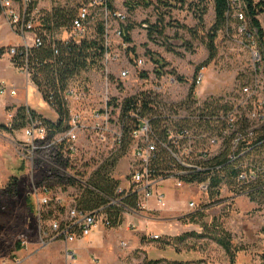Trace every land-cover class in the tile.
Here are the masks:
<instances>
[{
	"label": "rangeland",
	"instance_id": "obj_1",
	"mask_svg": "<svg viewBox=\"0 0 264 264\" xmlns=\"http://www.w3.org/2000/svg\"><path fill=\"white\" fill-rule=\"evenodd\" d=\"M17 9L21 10L23 0H11ZM139 2L142 0H132ZM148 6H140L130 12L125 5V0H112L113 12L125 17L124 22L106 18L100 9H89V21L86 24V38L96 37V24L105 23L108 49L119 57L118 64H108L102 70H92L72 82L68 88L77 90L82 94V102L70 104L71 111L99 108L102 95L108 91L114 93L112 87L107 85L105 70L110 78H117L121 69H129L131 77L125 80L121 89L124 96L134 95L149 86L151 76L141 77V71H151L152 65L146 63L143 69L135 68V61L139 58L162 61L165 71L172 72L175 76L186 79L191 83L195 73L204 68V82L197 92L200 99L222 97L230 91H238L239 87L249 83L256 77L262 83L261 95H264V68L255 73L254 53L264 52L257 41L256 32L250 30L248 23L240 18L243 4L232 6L228 14L226 26L219 31L214 42L216 52L209 59L206 41L203 42V31L198 29L200 15L197 6L200 0H148ZM263 2L264 0H253ZM87 0H39L37 9L40 17L63 11L76 15ZM207 12L203 17L204 31H209L214 25L213 4L208 0ZM163 20L164 36L155 35L148 38L147 25H155L159 19ZM241 21V24L238 23ZM264 32V14L259 17ZM133 27L130 32L131 43L126 44L123 36L118 38L116 33L123 28ZM192 29L196 34L193 38L187 31ZM63 33L56 34L60 39ZM17 34V33H16ZM33 38V37H32ZM21 43V38L14 35L3 12L0 10V41ZM125 44V48L121 45ZM130 49H134L132 52ZM7 58L0 59V76L8 82L13 81L19 87H24L25 76L18 70L7 68L10 65ZM104 71V72H103ZM111 81V79H109ZM28 82L27 93L15 97L0 98V253L6 254L17 246L26 248L29 239L39 235L38 246L50 245L41 236V231L47 229L50 220L41 221L36 212L35 201L32 197L34 190L48 187L54 194L64 198L63 214L74 207V199L79 194V188L68 184L72 177V170L56 157L55 153L38 154L33 160L26 146L23 130L26 127V116L34 112L45 122L56 125L59 117L55 109L44 102L38 90L34 89L31 79ZM141 83L142 86H140ZM35 87V86H34ZM184 88V89H182ZM174 99L179 98L186 90L179 87ZM262 95V96H263ZM15 99L14 101L12 99ZM21 99L20 102L16 101ZM41 114H39L38 112ZM24 111L25 118L18 117L19 111ZM67 115L63 117L64 129ZM24 125L23 127H21ZM49 129H51L49 127ZM52 132V135L60 133ZM80 162H76L79 171H84L82 166L89 161V156L83 155ZM130 158L128 155L118 159L112 176L121 187H126L125 178L128 174L127 167ZM100 165L101 161H96ZM91 164V162H90ZM95 164V163H94ZM93 165V164H92ZM94 165L93 169L97 166ZM91 170H89L90 172ZM87 179L84 178V181ZM166 200V209L158 212H136L145 218L146 227H163L167 232L158 236V240H149L148 257L141 251L132 252L123 244L119 246L122 264H148L150 261H162L160 264H261L264 254V205L250 202L244 196H236L223 186L217 198L209 199L207 194L198 187L185 186L175 189L173 182H166L162 186ZM193 202L195 210H190L188 204ZM59 210V211H60ZM200 215H195L196 211ZM55 212V216H56ZM132 212L124 211L123 224L130 231L136 229V222L131 218ZM54 219V218H53ZM52 219V220H53ZM56 219V218H55ZM182 228V230H180ZM219 229L227 233L232 243V255L225 251L214 241L219 235ZM189 231V236L184 240H177L180 231ZM197 231V233H196ZM149 236H156L152 231ZM158 235V234H157ZM27 237L25 244L18 239ZM63 241V240H60ZM45 243V244H43ZM129 253V254H128ZM178 256V258L176 257ZM165 259H159V258ZM175 258L180 262L173 261ZM12 259V258H11Z\"/></svg>",
	"mask_w": 264,
	"mask_h": 264
},
{
	"label": "built area",
	"instance_id": "obj_2",
	"mask_svg": "<svg viewBox=\"0 0 264 264\" xmlns=\"http://www.w3.org/2000/svg\"><path fill=\"white\" fill-rule=\"evenodd\" d=\"M228 1L231 5H236L240 0ZM32 2L38 4L39 0H23L22 10H19L11 0H0V8L8 25L25 41L23 48L26 52V60L19 71L25 76L26 81H29L33 75L28 64L27 51L30 48H41L44 44L41 38L35 36H33L32 45L26 42V36L32 34L38 20V9L28 12V6ZM111 2L112 0H87L73 20L68 37L60 40L61 43L68 44L71 41L78 43L87 36L86 24L89 9H100L105 13L106 18L124 22V16L109 10L108 6ZM239 17L242 18V15ZM116 35L118 38L122 37L120 31ZM105 46L106 51L101 61L103 68L108 64H118L120 55L108 49L107 37H105ZM121 46L125 48L126 45ZM16 53V47H0V59L11 60ZM55 54H57L56 51ZM146 63H150L152 69L141 71V73H145L146 78L152 75L149 86L134 95L124 96L120 93L121 89L127 88L123 82L132 76L129 69H121L116 79L110 78L108 71L105 70L107 85L112 87L114 93L106 91L101 97V106L96 109L71 111L69 105L82 102V94L72 88L65 89L62 96L67 117L64 129L56 135H52L44 119L28 114L23 133L26 146L30 150L28 153L31 155V160L38 154L55 153L64 166L73 171L74 168L79 170L80 167L76 162H80L83 155L89 156L87 162L100 160L101 163L107 159L128 155L130 161L125 178L126 187L119 185L116 193L119 197L128 194L136 196L138 210L135 213L149 211L151 202L155 203L157 209L165 210L164 190L166 188L162 186L166 182H173L175 189H182L185 186L198 187L206 194L207 182L186 184L182 178L204 172V162L218 155L223 150L224 139L232 137L236 121V95H239L238 103L242 107L254 99L257 100L258 105H262L260 96L262 83L255 77L249 85L238 92L232 90L223 95L221 102L229 106L230 110L217 112L211 108L206 110L205 101L218 97L200 99L197 92L204 82V68L199 69L192 82L188 83L186 79L182 82L178 81L177 76L165 69L158 76L155 72L158 67L150 59H137L135 68L143 69ZM254 65H257L254 68L255 73L261 72L264 68V54L261 56L259 52L254 53ZM142 84L144 83L140 86ZM179 87H185L186 90L179 94V98L174 99L171 96L177 95L178 90L182 91L178 89ZM190 94L193 102L188 101ZM16 95L17 89L14 86L5 80H0V98ZM133 97L138 98L137 102H128ZM143 99L147 106L139 109ZM49 101H53L52 97ZM249 118L258 119L255 112ZM205 123L210 127L205 126ZM238 142V139L231 141L232 151ZM159 153L165 154L168 159L167 168L162 170H158L160 168L156 166ZM232 156L233 153L229 155L231 160ZM68 181L72 184L85 185V181L81 180L75 171L72 172V177L68 178ZM32 197L39 217L49 210L64 208V198L54 194L48 187L34 190ZM110 204L118 206L119 199L111 200ZM188 207L190 210L196 208L193 202H190ZM103 210L100 208L84 212L74 206L64 215V219L50 220L48 228L41 231V236L48 244L59 240L72 244L85 239L98 225L104 226ZM59 218L62 217L59 216ZM18 239L23 244L27 241L25 236H20ZM151 239L158 240L159 237L152 236ZM64 258L66 262H72L76 256L67 250Z\"/></svg>",
	"mask_w": 264,
	"mask_h": 264
},
{
	"label": "trees",
	"instance_id": "obj_3",
	"mask_svg": "<svg viewBox=\"0 0 264 264\" xmlns=\"http://www.w3.org/2000/svg\"><path fill=\"white\" fill-rule=\"evenodd\" d=\"M210 1L213 4L214 25L207 32L204 31L203 17L207 12L206 4L208 0H200V7L197 6V11L200 14L197 17V28L202 29L203 31L202 41L205 42V40H207L205 44L209 52V59L213 58L215 55L216 48L214 42L219 31L226 26L228 14L230 13L232 6H234L231 5L228 0ZM241 1L243 4L242 20L248 23L250 30L256 32L255 35L257 41L264 52V32L259 21V17L264 14V3L255 2L253 0ZM37 5L36 2H32L28 6V12H31L34 9L37 10ZM125 5L128 10L132 12L140 6H148L149 1L142 0L134 2L132 0H125ZM108 8L110 11H113L111 4H109ZM38 12L37 25L32 34L35 37L41 38L44 44L41 48H30L27 51V60L29 67L33 72L31 78L33 85L41 94L44 102L51 108L55 109V112L58 114L59 120L56 125L45 122L47 126L51 128V132L55 133L63 130L62 128L60 129V127L62 126L63 117L67 115L62 96L65 89H67L72 82L77 80L82 73L103 69L101 61L106 51L105 23L101 21L96 24V37L93 39L85 37L79 40L78 43L71 41L68 44H62L60 39H57L55 35L62 31L69 32L71 24L77 14L71 15L70 13L59 11L40 17V11L38 10ZM238 23L241 24V21H238ZM162 24L163 20L160 18L155 25L146 26L149 39L155 35L161 37L164 36V27H162ZM132 29L133 27L128 26L123 28L122 32L120 31L126 44L132 42L130 38V32ZM186 31L193 36V38H196V34L192 29L186 28ZM53 46H55V49H53ZM16 48L17 53L15 57L10 60V63L15 69L19 70L22 68L26 60V52L23 47ZM130 50L134 52V49ZM55 51L57 54H55ZM161 62L162 61L159 60L154 61V64L158 67L155 71L158 76L162 74V70L165 66L162 65ZM145 76V73H141V77ZM177 80L182 82L183 78L177 76ZM250 82L241 85L238 91L249 85ZM192 92L193 89L191 90V94ZM191 94L189 95V102H193ZM262 95L260 92L262 105H258L257 100L254 99V101H250L249 104L244 107L240 106L238 103L239 95L235 96L237 100V103L235 104L236 121L234 131L231 134L232 137L224 139L222 143L223 150L220 151L218 155L204 162V172L182 178L186 184H201L207 182L208 190L206 194L209 199L217 198L220 195L223 186L226 185L229 191L234 195L244 196L252 203L264 205V95ZM50 97L53 99L52 102L49 101ZM142 98L145 97L142 96ZM137 99V97H133L130 98L128 102H137ZM145 99L141 101V107H139V109L146 108L147 103ZM210 108L217 110V112H226L227 110H230L229 106L222 104L221 97L205 101V109L209 110ZM254 112L258 117L256 120L249 118ZM30 114L34 117L37 116L32 111ZM18 117L25 118L23 110L19 111ZM23 126L24 125L21 127ZM205 126L210 127L207 123H205ZM233 139L239 140L235 149H233L234 152L232 151L233 146L231 145ZM231 153H233L232 160L229 157ZM120 158L121 157L107 159L100 165H96L97 162L92 160L91 164L90 162H87L82 166L84 169L82 172L74 168L73 171L80 176L81 180H84L87 176L84 186L72 184L68 181V184L78 187L80 191L78 196L74 199L75 207L84 212H91L103 208V223L104 227L108 229L117 228L122 225V214L125 210L133 212L138 210L136 196L128 194L120 195L119 197L116 193L119 183L114 179L112 173L118 159ZM167 161L168 159L166 155L159 153L156 158V166L160 168L158 170L167 168ZM94 165H96L97 168L92 170ZM89 170L91 171L89 172ZM115 199H119L118 206H112L110 204L111 200ZM60 209L63 208H57L55 211L49 210L41 214V221L50 220L53 216L54 220H57L58 216L63 214ZM55 212L57 214L56 216ZM196 212L197 213L194 214L197 216L202 213L200 210ZM188 234L189 233L184 234L177 240H184L189 236ZM218 234L219 235L215 237L214 241L227 255H232V243L229 235L222 231V229H219ZM16 248L19 247L17 246ZM161 262L162 261L160 260L150 261L148 264H160ZM261 264H264V254L261 256Z\"/></svg>",
	"mask_w": 264,
	"mask_h": 264
},
{
	"label": "crops",
	"instance_id": "obj_4",
	"mask_svg": "<svg viewBox=\"0 0 264 264\" xmlns=\"http://www.w3.org/2000/svg\"><path fill=\"white\" fill-rule=\"evenodd\" d=\"M10 30L14 35H18L14 33L11 28ZM18 36L21 38V43H9L4 40L0 41V47H23L25 41L23 37L20 35ZM32 37L33 34H28L26 36V42L28 45H32ZM67 37L68 32H64V35H62L60 40H64ZM8 66L9 67L7 68L16 70L11 64ZM0 80L5 79L0 76ZM8 83L17 89V95L21 94L22 91L27 93L28 82L26 79L24 87H19L13 81ZM32 87L35 89L34 86ZM15 99L17 98L12 100L14 101ZM16 101L20 102L21 99L19 98ZM38 113L41 114L40 112ZM149 209L151 212H158L154 202L149 204ZM131 218H133L137 224L135 230L130 231L125 224L117 228L110 229L100 224L96 229H94L89 237L78 240L72 244H66L64 241L59 240L51 243L50 245L38 246L36 239H39V235L37 234L36 238V233H33L34 236L32 239H29V244L26 248H22L21 246H18L19 248H15L14 246V249H10L6 254L0 253V264H122L120 258H125L127 254L123 256L121 255V250L119 248V246L122 247L121 244L127 247L129 251H141L142 253H145L144 255H147L149 250L148 243L153 236H149V232L152 231L156 236H162L165 232H167L166 229H163V227H146L143 222L145 221V218L135 212H132ZM180 230H182V228ZM187 233H189V231H180L178 236ZM67 250L75 254L76 259L74 261L66 262L64 253ZM176 257L178 258V256ZM177 258L173 261L180 262ZM159 259L165 258L161 257Z\"/></svg>",
	"mask_w": 264,
	"mask_h": 264
}]
</instances>
